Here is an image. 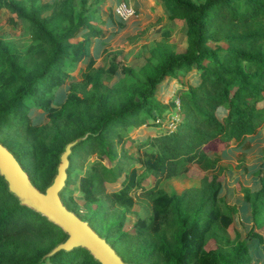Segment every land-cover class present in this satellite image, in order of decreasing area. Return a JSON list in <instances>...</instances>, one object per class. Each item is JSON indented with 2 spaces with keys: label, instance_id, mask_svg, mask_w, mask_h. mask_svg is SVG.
Returning <instances> with one entry per match:
<instances>
[{
  "label": "trees",
  "instance_id": "1",
  "mask_svg": "<svg viewBox=\"0 0 264 264\" xmlns=\"http://www.w3.org/2000/svg\"><path fill=\"white\" fill-rule=\"evenodd\" d=\"M160 1L170 18L185 22L186 52L175 54L158 43L136 72L106 59L103 67L93 68L90 41L103 40L108 34L102 19L103 3L0 0V12L8 13L6 23H26L33 42L25 57H20L0 40V137L20 135L29 148L1 140L0 144L15 156L33 185L44 192L52 183L64 147L87 135L72 149L60 197L67 208L63 196L71 193L70 173L85 161L88 168L79 179V188L87 201L106 196L111 205L130 207V193L140 189L150 214L138 221V234L150 233L154 242L149 245L151 251L136 260L116 252L126 263L249 264L247 245L234 226L239 211L220 196L222 168L213 155L230 146H245L248 137L264 128V0H204L203 4ZM116 22L123 29L125 23ZM210 22L248 30L228 39L229 48L212 49L206 45L204 29ZM85 59H89V71L83 83L71 85L67 96L65 92L60 110L48 115V125L32 124L31 112H44L56 99L58 89L67 90L65 80ZM119 69L122 79L109 88L106 82ZM75 87L81 88L83 97L73 91ZM86 88H91L88 93ZM164 100L178 109L174 117L163 114ZM160 121L162 125L156 127ZM129 138L138 142L142 152L143 160L138 159L144 167L141 173L135 168L127 173L133 163L117 157L114 142ZM204 164L218 175L201 176L198 189L177 194L160 187L182 175L198 174L193 166ZM257 175L259 189L240 187L251 224L243 227L250 236L264 228V171ZM147 178H153L155 184H144ZM85 221L102 237L94 227L96 222ZM49 231L58 233L59 244L67 238L59 227L20 205L0 176V264H99L85 249L48 256L58 244L45 253H2L12 240L15 246L23 244L29 249L34 235ZM104 239L115 250L114 244ZM212 241L215 248L207 250ZM120 242L117 239L115 244ZM259 256L263 264L264 257Z\"/></svg>",
  "mask_w": 264,
  "mask_h": 264
},
{
  "label": "rangeland",
  "instance_id": "2",
  "mask_svg": "<svg viewBox=\"0 0 264 264\" xmlns=\"http://www.w3.org/2000/svg\"><path fill=\"white\" fill-rule=\"evenodd\" d=\"M122 1L129 6L131 5L136 12V15L133 18L130 16L124 21L125 26L123 29H121L116 22L118 21L117 18L113 17V6H108L109 4H106L108 3L106 0H89V2L103 3L101 5L104 13L102 19H112L114 26L117 29L114 36L107 35L109 42L105 44V49L100 57L99 54L103 41L98 39L94 41V44L93 40L90 41V51H92V44L94 46L95 59L93 68L103 67L106 59L107 62L114 60L119 64V67H129L137 72L138 69H141L145 65L146 60L150 56V50L158 43L162 44L175 54L186 52L187 27L185 22L170 18L160 0H153L151 8L152 15H150L149 19H145V17L137 13L133 5V0ZM192 1L196 4L204 3V0ZM7 16L8 13L4 10L0 12V40L9 44V49L12 52L20 57H25L28 48L33 44L29 35L28 25L19 22L17 25L11 26L6 23ZM204 29L206 45L212 49L229 48L231 44H229L228 39L235 35L245 33L248 30L246 27L236 26L225 22H210L205 24ZM77 39H74L73 42ZM22 62L27 64L28 59L22 58ZM88 62L89 59H85L76 65L72 69L73 71L71 70V75L65 80L67 90L64 88L58 89L56 92V99L50 101L44 112L42 110H38L39 112H31V117L33 118V120H31L32 124L34 123L39 126L48 125V115L60 110L61 104L64 102L63 99L65 92L67 96L71 92V85L83 83L84 75L89 71L87 69ZM120 69L116 72L114 78L109 83L106 82L109 88L122 79L123 76ZM178 79L180 81L182 79V76L179 74ZM90 89L91 88H86L85 92ZM73 91L80 95V97H83V92L80 87H75ZM161 92L164 91L161 89ZM173 100L174 99L171 101ZM161 103L166 105L163 114L168 112L170 116L174 117V115L178 113V109L167 104V100H164ZM156 125V127H160L162 122L160 121L159 126L158 124ZM0 140L4 143L9 142L16 146H22L24 149L29 148L28 141L20 135L5 134L0 137ZM132 141L133 140L130 138L125 140L121 139L120 141L116 140L114 142L115 150L117 152V157H125L126 162L129 160L133 163V165L126 169L127 173H129L131 168H135L138 173H141L144 167L138 159L140 160L142 158V152L137 148L138 142ZM245 141H247V139ZM250 149V145L245 146L244 150L239 147H232V149L227 148L220 153L214 154L213 159H215L219 167L222 168L221 177L223 178V187L220 196L225 197L228 203L234 204L238 208L239 214L234 216V226L236 231L240 234V239L247 245L250 257L249 264H260V261H258L260 260L259 254L264 257V228L252 236L247 234L248 229L244 227L246 226L248 228L250 225V212L247 204L241 200L242 194L240 187L253 186L256 172L249 171V169L253 166H257L258 168L257 160L262 162L261 166L264 167V147L261 149L262 153H259V155L250 152ZM236 152L241 153L232 159V156ZM93 159L95 160V156L91 158V160ZM112 163H115V161ZM87 168L88 165L85 161L81 168H76L70 173L71 193L68 196H63L67 208L83 220L92 219L96 222L94 227L97 232L114 244L115 251L121 257L124 256L127 260L129 258L136 260L138 257L147 255L152 249L149 245L154 242V239L150 233L139 235L138 233L140 232L137 230V224L138 221L144 220L150 214V207H144V204H146L148 200L142 196L141 190L137 189L130 193V196L133 199V204L130 207L121 206L120 204L111 205L112 202L110 198L106 196L99 197L93 201H87L83 197L79 188V179L84 175ZM193 168L198 174L182 175L177 179L171 180L167 184H160V187L166 192H171L172 190L177 194H181L188 189H198L201 176L218 175L217 171H213L205 164L203 166L194 165ZM245 175L247 176L245 177ZM138 178L140 179V176H138ZM144 184L153 186L155 181L153 178H147ZM237 184H240V186ZM237 197H241L239 198L238 203H236ZM239 216L241 220L239 219ZM119 223L120 226H117ZM243 225L245 226L243 227ZM229 233L230 236L233 237L232 228L229 229ZM117 239H121L119 244H115ZM59 240L58 233L49 231L41 235H34L31 239L33 247H29V249L23 244L15 246L12 240L5 245L2 249V253L11 256H20L22 253L32 252V250L45 253L46 251L53 249L55 245L59 244ZM214 248L215 244L213 241L206 245L207 250Z\"/></svg>",
  "mask_w": 264,
  "mask_h": 264
},
{
  "label": "water",
  "instance_id": "3",
  "mask_svg": "<svg viewBox=\"0 0 264 264\" xmlns=\"http://www.w3.org/2000/svg\"><path fill=\"white\" fill-rule=\"evenodd\" d=\"M87 135L68 143L59 157V164L52 183L44 192L39 191L30 181L15 156L0 144V176L7 184L8 191L25 206L48 222L59 227L67 235L64 242L58 244L48 256L57 252H70L85 249L99 264H130L122 260L111 245L100 237L89 223L68 210L60 194L65 187L69 158L72 149L85 141Z\"/></svg>",
  "mask_w": 264,
  "mask_h": 264
},
{
  "label": "crops",
  "instance_id": "4",
  "mask_svg": "<svg viewBox=\"0 0 264 264\" xmlns=\"http://www.w3.org/2000/svg\"><path fill=\"white\" fill-rule=\"evenodd\" d=\"M41 1L42 2H51L53 0H41ZM106 2H108V3H106ZM106 2H105L106 4H109L108 6H113L114 7L115 5H117V4H119V3L123 2V1L122 0H106ZM152 4H153V0H133V5L135 7V10L137 11V13L139 15H142L143 17H145V19H149L150 15H152L151 14ZM135 15H136V12H134V14L131 16V18H133ZM104 20H105V26L104 27H105V29H106V31L108 33L107 35L114 36V34H115V32H116L117 29L114 26L113 20L110 19V18H106ZM102 41H103V43H102V46H101V50H100L99 57L101 56V53L105 49V44L109 42L107 36ZM93 44H94V40H93ZM93 44H92V48H91L92 49L91 53H92V55L94 57V46H93ZM94 59H95V57H94ZM244 145L245 146L250 145L251 146V149L249 151L255 153L256 155H259V153H262V150L261 149L264 147V128L261 129L257 134L248 137L247 138V141H245ZM245 146H241L239 148H243V150H244L245 149ZM228 149H232V147H229ZM240 153L241 152H236L232 156V159L236 155H238ZM257 162H258V168H257V166H253L252 168L249 169V171H252V172L255 171L256 172L255 173L256 174V177L254 178V184H253V186L252 187L246 186L247 188H250L251 190H257V189H259L260 184H259V178H258V175L257 174H258L259 171H264V167L261 166L262 162H260L258 160H257ZM246 176L247 175H245V177ZM239 198H241V197H237V202L236 203H238ZM241 200H242V198H241ZM250 226H251V224L249 225V227Z\"/></svg>",
  "mask_w": 264,
  "mask_h": 264
},
{
  "label": "built area",
  "instance_id": "5",
  "mask_svg": "<svg viewBox=\"0 0 264 264\" xmlns=\"http://www.w3.org/2000/svg\"><path fill=\"white\" fill-rule=\"evenodd\" d=\"M134 12V9L124 2H121L113 7L114 17H116L119 22L126 21V19L132 16Z\"/></svg>",
  "mask_w": 264,
  "mask_h": 264
}]
</instances>
